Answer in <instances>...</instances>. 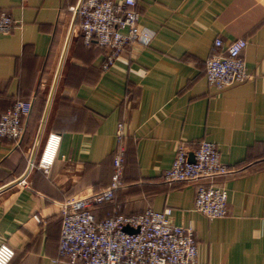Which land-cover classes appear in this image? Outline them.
<instances>
[{
	"label": "crops",
	"instance_id": "0c3cea01",
	"mask_svg": "<svg viewBox=\"0 0 264 264\" xmlns=\"http://www.w3.org/2000/svg\"><path fill=\"white\" fill-rule=\"evenodd\" d=\"M79 2L0 0L14 20L0 34V115L15 100L31 102L18 144L0 138V244L14 250L8 264L58 256L60 204L108 186L119 122L123 186L112 202L91 207L96 220L170 208L173 224L193 229L197 264H264V0H137L139 25L152 39L128 45L106 71L105 49L83 43ZM216 38L245 41L243 82L207 84ZM50 132L61 139L43 172L36 159ZM201 140L216 144L231 171L163 182L177 145ZM199 185L226 189L224 217L194 209Z\"/></svg>",
	"mask_w": 264,
	"mask_h": 264
},
{
	"label": "built area",
	"instance_id": "2783aa9c",
	"mask_svg": "<svg viewBox=\"0 0 264 264\" xmlns=\"http://www.w3.org/2000/svg\"><path fill=\"white\" fill-rule=\"evenodd\" d=\"M83 43L105 49L101 69L106 71L131 44L146 46L153 32L139 25L137 0H80L74 9ZM12 16L0 10V34L13 26ZM245 41L236 38L224 45L216 38L205 61V78L216 89L243 82L248 78L241 52ZM31 102L15 100L0 115V138L18 144L24 133V118ZM116 148L112 158L113 171L105 188L84 198H69L60 204L61 227L58 256L49 264H197V246L190 226L173 224L170 208L162 211L145 209L128 214L96 220L93 204L112 200L114 191L123 186L125 133L123 124L116 127ZM61 136L50 132L37 155L36 166L47 172L53 163ZM231 170L219 157L215 143L198 142L195 148L179 143L171 165L164 170L165 183L193 182L227 174ZM24 182V180L19 181ZM227 192L224 187L199 185L196 188L194 209L209 220L227 214ZM32 218L41 223L38 214ZM133 229L132 233L124 230ZM14 250L0 244V264H8Z\"/></svg>",
	"mask_w": 264,
	"mask_h": 264
},
{
	"label": "trees",
	"instance_id": "16d2710c",
	"mask_svg": "<svg viewBox=\"0 0 264 264\" xmlns=\"http://www.w3.org/2000/svg\"><path fill=\"white\" fill-rule=\"evenodd\" d=\"M89 47H94V45L92 44V43H90L89 44ZM124 146H125V140H124ZM124 157H125V153H124ZM112 158H113V156H112ZM123 166H124V161H123ZM113 167V166H112ZM113 171V170H112ZM124 174V173H123ZM122 180H123V178H122ZM121 188V187H120ZM119 189V188H118ZM117 190V189H116ZM115 190V191H116ZM114 191V192H115ZM114 200V196H113V198H112V200H109V201H103V202H112ZM103 202H100V203H103ZM100 203H97V204H100ZM93 205H95V204H93ZM91 212H92V209H91Z\"/></svg>",
	"mask_w": 264,
	"mask_h": 264
},
{
	"label": "water",
	"instance_id": "95a60500",
	"mask_svg": "<svg viewBox=\"0 0 264 264\" xmlns=\"http://www.w3.org/2000/svg\"><path fill=\"white\" fill-rule=\"evenodd\" d=\"M124 230L128 233H132L133 232V229L130 228V227H125Z\"/></svg>",
	"mask_w": 264,
	"mask_h": 264
}]
</instances>
